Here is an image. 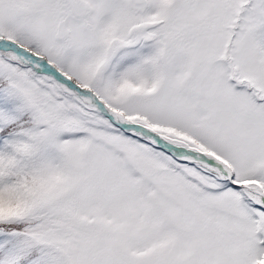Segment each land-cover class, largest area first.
<instances>
[{"label":"snow or ice","instance_id":"6c2138e0","mask_svg":"<svg viewBox=\"0 0 264 264\" xmlns=\"http://www.w3.org/2000/svg\"><path fill=\"white\" fill-rule=\"evenodd\" d=\"M0 264H264V0H0Z\"/></svg>","mask_w":264,"mask_h":264}]
</instances>
